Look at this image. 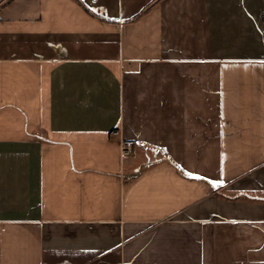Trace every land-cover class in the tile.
<instances>
[{
	"label": "crops",
	"instance_id": "obj_1",
	"mask_svg": "<svg viewBox=\"0 0 264 264\" xmlns=\"http://www.w3.org/2000/svg\"><path fill=\"white\" fill-rule=\"evenodd\" d=\"M0 264H264V0H0Z\"/></svg>",
	"mask_w": 264,
	"mask_h": 264
},
{
	"label": "built area",
	"instance_id": "obj_2",
	"mask_svg": "<svg viewBox=\"0 0 264 264\" xmlns=\"http://www.w3.org/2000/svg\"><path fill=\"white\" fill-rule=\"evenodd\" d=\"M114 133H118V131H114ZM132 146H133V142L130 141V140H127V141H123V144H122V153L123 154H129L131 149H132Z\"/></svg>",
	"mask_w": 264,
	"mask_h": 264
},
{
	"label": "trees",
	"instance_id": "obj_3",
	"mask_svg": "<svg viewBox=\"0 0 264 264\" xmlns=\"http://www.w3.org/2000/svg\"><path fill=\"white\" fill-rule=\"evenodd\" d=\"M91 13L95 14L93 11H90Z\"/></svg>",
	"mask_w": 264,
	"mask_h": 264
}]
</instances>
